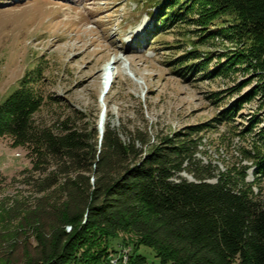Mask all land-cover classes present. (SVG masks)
Segmentation results:
<instances>
[{
  "label": "rangeland",
  "instance_id": "1",
  "mask_svg": "<svg viewBox=\"0 0 264 264\" xmlns=\"http://www.w3.org/2000/svg\"><path fill=\"white\" fill-rule=\"evenodd\" d=\"M146 1L0 0V106L30 89L41 101L33 126L76 123L91 133L96 124L98 148L103 115L104 131L110 123L124 141L125 130H139L150 146L167 138H191L201 166L234 182L243 179L255 195L264 196V174L254 165L264 146L263 72L241 59L222 76L205 77L225 61L221 55L243 48L219 37L198 47L201 53L216 55L209 71L190 80L177 75L173 63L191 51L199 33L183 23L149 38L153 21ZM230 19L215 25L228 28ZM111 60L117 64L107 93L101 76ZM223 112L226 122L219 120ZM53 169L40 162L37 150L17 145L11 136L0 137V174L5 178L0 191V264H25L36 246L33 212L41 201L61 204L58 187L39 191ZM181 176L194 181L187 173ZM137 241L124 232L102 239L100 247L108 248L104 264H132L137 255L146 258L143 264H160L154 251Z\"/></svg>",
  "mask_w": 264,
  "mask_h": 264
},
{
  "label": "trees",
  "instance_id": "2",
  "mask_svg": "<svg viewBox=\"0 0 264 264\" xmlns=\"http://www.w3.org/2000/svg\"><path fill=\"white\" fill-rule=\"evenodd\" d=\"M146 6L153 21L149 38L183 23L199 33L191 51L173 63L177 75L190 80L209 71L216 55L198 47L219 37L243 48L218 55L225 61L205 77L222 76L241 59L264 74V0H147ZM223 18H231L228 28L215 25ZM40 108L30 89L0 106V137L11 136L17 145L37 150L40 162L54 168L40 193L54 187L61 193L60 205L41 201L33 212L36 246L25 264H104L108 248L99 242L121 232L151 248L160 264H264V196L255 195L243 179L234 182L201 166L191 138H167L150 146L139 130H125L124 141L108 123L98 148L96 124L91 133L76 123L33 126ZM224 112L222 122L229 119ZM262 147L254 165L264 174ZM4 183L0 174V191ZM145 259L137 255L132 264Z\"/></svg>",
  "mask_w": 264,
  "mask_h": 264
},
{
  "label": "bare ground",
  "instance_id": "3",
  "mask_svg": "<svg viewBox=\"0 0 264 264\" xmlns=\"http://www.w3.org/2000/svg\"><path fill=\"white\" fill-rule=\"evenodd\" d=\"M117 64L116 60L108 61L102 68L101 86L102 89L110 91L112 83L114 81V70ZM106 96V95H105ZM113 264H118V261H112Z\"/></svg>",
  "mask_w": 264,
  "mask_h": 264
},
{
  "label": "water",
  "instance_id": "4",
  "mask_svg": "<svg viewBox=\"0 0 264 264\" xmlns=\"http://www.w3.org/2000/svg\"><path fill=\"white\" fill-rule=\"evenodd\" d=\"M104 121H105V118H104V115H103L102 118H101V122H100V128H101V139H102V137H103V133H104V128H103V126H104Z\"/></svg>",
  "mask_w": 264,
  "mask_h": 264
},
{
  "label": "built area",
  "instance_id": "5",
  "mask_svg": "<svg viewBox=\"0 0 264 264\" xmlns=\"http://www.w3.org/2000/svg\"><path fill=\"white\" fill-rule=\"evenodd\" d=\"M124 259L127 260V257H125ZM112 261H118V260H112Z\"/></svg>",
  "mask_w": 264,
  "mask_h": 264
}]
</instances>
